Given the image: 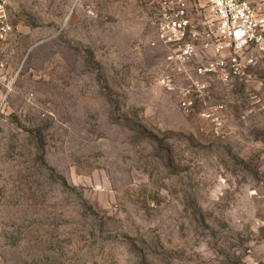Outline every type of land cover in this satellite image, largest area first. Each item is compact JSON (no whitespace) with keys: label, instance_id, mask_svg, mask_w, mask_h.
Masks as SVG:
<instances>
[{"label":"rangeland","instance_id":"rangeland-1","mask_svg":"<svg viewBox=\"0 0 264 264\" xmlns=\"http://www.w3.org/2000/svg\"><path fill=\"white\" fill-rule=\"evenodd\" d=\"M7 18L0 264H264L263 68L169 60L159 0H8Z\"/></svg>","mask_w":264,"mask_h":264},{"label":"built area","instance_id":"built-area-1","mask_svg":"<svg viewBox=\"0 0 264 264\" xmlns=\"http://www.w3.org/2000/svg\"><path fill=\"white\" fill-rule=\"evenodd\" d=\"M8 0H0V39L13 31L7 18ZM158 40L170 49L169 60L185 64L210 52L195 67L197 75H217L224 81L244 78L252 69H264V0H159ZM182 107L194 109L192 92L200 96L208 86L193 80ZM217 108H221L218 106ZM205 115L219 116L215 111Z\"/></svg>","mask_w":264,"mask_h":264}]
</instances>
